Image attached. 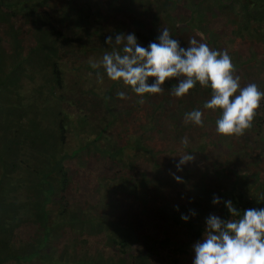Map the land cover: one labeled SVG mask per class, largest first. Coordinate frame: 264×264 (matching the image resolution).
<instances>
[{
    "label": "trees",
    "instance_id": "obj_1",
    "mask_svg": "<svg viewBox=\"0 0 264 264\" xmlns=\"http://www.w3.org/2000/svg\"><path fill=\"white\" fill-rule=\"evenodd\" d=\"M50 1L0 0V264H165L166 255L177 264L205 225L184 221L193 241L160 236L157 185L168 173L176 176L183 152L197 149L207 158L209 149L219 157L240 139L216 132L220 110L203 107L210 88L197 83L176 97L172 78L139 103L130 86L92 69L89 54L99 50L98 61L112 51L105 37L117 32H135L146 47L167 28L181 46L195 39L227 51L241 86L255 83L264 91V79L257 80L264 73V0H63L57 18ZM78 61L80 67H70ZM194 109L203 112L202 127L185 121ZM255 111L251 127L257 123L254 132L264 138V100ZM193 132L197 144L187 138ZM164 134L172 138L167 146ZM166 154L176 157L172 172L162 166ZM212 164L205 160L196 183L177 185L187 198H180L185 206L173 214L174 223L212 205L213 195L198 188L201 179L227 184L225 194L241 214L264 208L260 172L254 177L260 190L253 193L239 184L247 172L223 160ZM219 188L215 194L223 197ZM223 201L218 213L228 212Z\"/></svg>",
    "mask_w": 264,
    "mask_h": 264
},
{
    "label": "clouds",
    "instance_id": "obj_2",
    "mask_svg": "<svg viewBox=\"0 0 264 264\" xmlns=\"http://www.w3.org/2000/svg\"><path fill=\"white\" fill-rule=\"evenodd\" d=\"M105 44L112 45V51L92 61L91 68H102L108 79L130 86L141 98L139 103H143L145 94L161 93L165 81L172 78L177 82L172 89L176 97L188 94L197 83L210 88L211 98L203 107L220 110L215 122L218 134L243 135L252 126L255 110L264 100V91L257 84L241 86V78L234 74L235 66L227 51L210 49L206 43L195 39L190 40L187 47L181 46L167 28L159 30L146 47L138 42L135 32L123 31L106 36ZM115 46H119V50ZM96 75L98 81L103 79L99 71ZM149 78L154 79L149 81ZM117 95L127 98L123 91ZM202 116V110L194 109L186 112L184 118L202 127ZM182 143L187 145V138ZM193 159L190 153L180 156L177 169ZM221 200L222 197L213 194L211 203L217 205ZM223 203L231 217L239 218L224 219L210 213L205 218L202 238L192 245V264H264V208L243 209L241 214L231 200ZM195 215L196 212L190 210V215L181 214V219L187 222Z\"/></svg>",
    "mask_w": 264,
    "mask_h": 264
},
{
    "label": "rangeland",
    "instance_id": "obj_3",
    "mask_svg": "<svg viewBox=\"0 0 264 264\" xmlns=\"http://www.w3.org/2000/svg\"><path fill=\"white\" fill-rule=\"evenodd\" d=\"M100 1H106L109 2V0H100ZM79 3V2H78ZM64 4L63 0H51L50 1V10H52L53 12V16H56V18L58 16L61 15L56 12L55 8H60V6ZM76 4L77 3H73ZM55 12V15H54ZM69 28H71V22L69 21L68 23ZM76 28V26H74ZM66 25H65V30H66ZM67 31V30H66ZM73 42H76V39H73ZM248 42H250L248 40ZM74 46V45H73ZM90 58L89 59H93L97 60L98 56H101L99 50H97L96 52H92L91 54H89ZM96 56V57H95ZM101 58V57H100ZM82 61H78L74 64H70V67H74V66H78L80 67L83 63H81ZM258 70V68H257ZM264 79V73H260V77L257 80H263ZM214 115H212L213 117ZM203 117V116H202ZM216 119H218L217 114H216ZM263 126V125H262ZM191 127V126H190ZM255 129H252L251 127V131L253 132L252 135L248 134L249 132H251L250 130L246 129L243 135L238 136L240 139V143L238 144V141H233L232 142V146L228 147L229 150L224 153L222 156L217 157L216 155V151H210L209 149L206 150L207 158L204 157L203 155L204 153H199L197 152V149H194V152H183L182 155H187V154H191L194 159L191 161L186 162L185 164H183L182 168L184 169H179L177 170V172L175 173V177H173L172 175H170L169 173L165 176V178L163 177V179H161V182L159 183V185H157V188H159L158 191L160 193V196L162 197L163 201H160V206H159V211L157 212L158 215L160 216L159 218L161 219L160 223L157 224L156 226H154L156 232H158L159 234H161L160 236H165V234H171L172 239H175L176 241H188V240H195V236L193 237V233L192 231L188 232L185 231L186 229V225L185 222L182 219H179L178 224L174 223L173 219V214L174 213H180L181 207L185 206L184 202L180 201L181 199H186L187 197H185L184 195L182 196V194L178 195V189H177V185L180 183H182L183 185L186 184V186H190L191 184L196 183V178L197 175L200 172V168L204 167V162L205 160L211 165L212 164V160L213 159H217L219 161H225L226 163H228L230 166H232L233 169H236V171H241L244 170L245 172H247V174L249 175L247 177V179L244 180V183H239L241 187L245 188L247 191L249 192H253V193H259V188L257 187L258 183H255V174L256 172H260V179L262 181H264V152H262L263 149V144H264V138L261 137H257L255 134L254 130L259 131V126H257V123L254 124ZM197 128V127H196ZM264 128V127H263ZM194 130V129H193ZM196 130V129H195ZM166 131L171 132L173 131L170 128H168ZM264 132V131H262ZM165 138L161 139V143L165 146H167V143L172 139L171 136L168 134H164ZM215 135V134H214ZM182 137H185L186 134L181 135ZM235 137V135H232ZM252 136V137H251ZM259 136V135H258ZM262 136L264 137V133H262ZM233 137V138H234ZM187 138H189V141L191 143L197 144L198 142V132H193L192 134H190V136H188ZM233 138L228 139L229 141L233 140ZM160 143V144H161ZM237 149H239L240 151L238 152ZM238 152V153H236ZM166 158L163 157L161 158L162 160V166L164 168H166L167 166V171L168 172H172L174 165H172L171 170L169 169V163H171V159H173L175 161V155L174 154H166ZM214 156V157H213ZM145 157H147V155L145 154ZM138 159H141V157H138ZM165 160V161H164ZM148 163H150L149 160H146ZM169 161V162H168ZM203 162V163H202ZM213 165V164H212ZM210 175V174H209ZM208 175V176H209ZM223 176V173L222 175ZM228 181L227 182H231L232 178L234 175L232 173L226 174ZM176 177H179L180 179L177 180ZM236 182L237 180L234 179ZM238 183V182H237ZM181 187V189L185 186ZM198 188H200L202 191L206 192L207 195H213L217 192L218 187L220 191H224L223 193V197L222 200H228L229 195L225 194V192L227 191V184H214L212 183V181H206L201 179L200 181H198ZM257 187V188H256ZM195 192V191H194ZM194 198H196L195 194L193 195ZM193 197L188 198V200H193ZM170 200V202L168 201ZM220 204L217 205H211V206H206L204 209H196V215L195 216H190V219L192 221L195 222V225H199L204 223L205 225V218L210 214H216L221 216L224 219H229L230 218V214H228L227 211L223 210L224 213H218L220 211V208L218 206H220ZM178 206V207H177ZM163 208V209H162ZM166 210H165V209ZM251 208V207H250ZM253 208V207H252ZM209 209V210H207ZM185 234V235H184ZM108 253V252H107ZM194 256V252L193 249H190V252L187 256H178L176 257L178 259V263L177 264H192V259ZM166 259L167 261H165V264H174L173 260L171 262V257L169 258L166 255Z\"/></svg>",
    "mask_w": 264,
    "mask_h": 264
}]
</instances>
